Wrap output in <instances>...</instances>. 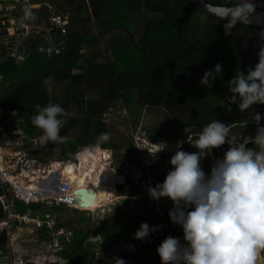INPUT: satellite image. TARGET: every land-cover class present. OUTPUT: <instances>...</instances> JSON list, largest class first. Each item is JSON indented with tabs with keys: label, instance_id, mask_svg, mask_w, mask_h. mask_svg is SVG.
<instances>
[{
	"label": "trees",
	"instance_id": "1",
	"mask_svg": "<svg viewBox=\"0 0 264 264\" xmlns=\"http://www.w3.org/2000/svg\"><path fill=\"white\" fill-rule=\"evenodd\" d=\"M72 1L76 6L84 5L87 1H100L104 5L107 11L105 25L98 36L109 39L111 43L106 58L95 57L88 65L78 59L61 67L49 66L41 74L19 82L12 91L0 95V116L15 112L28 134H42L32 122V118L39 111L37 106L44 107L49 103H55L66 110L71 102L85 104L89 116L84 119H71L70 123L61 129L60 135L63 139L54 142L44 152L46 157L54 155V159L63 165L74 160L76 154L88 144L96 143L100 146L105 144L104 134L108 133L107 126L101 117L94 114L102 105L103 93L98 99L90 100L81 89L75 87L64 88L58 95H52L46 86V80L50 77L58 80L69 79L73 85H81L98 71L104 72L105 82L112 96L164 110L159 130L168 142L166 150L161 154V162L164 158H171L174 155L178 141H185L182 150H192L193 147L188 142L195 140L203 127L213 119L227 124L230 139L240 141L244 136L255 135L256 125L252 116L254 112L264 113V104L254 105L245 112H240L235 104L231 105L229 112L224 105L231 95L228 91L229 80L240 71L246 73L258 62V59H254L253 55L239 43L236 32L241 29L249 30L251 33L264 32L263 27L236 23L231 28V35H225L223 25L227 21L204 14L188 0ZM208 1L221 6L243 4L237 0ZM251 3L255 8L264 10V0H251ZM142 8L152 13H161L162 16L146 18L138 36L136 16ZM202 15L209 20L202 19ZM47 16L48 12L38 24L43 23ZM11 19L16 23L21 20L17 13H14ZM9 20L6 19V26H9ZM22 21L32 23L25 19ZM6 33L7 30L0 31V34ZM80 37L86 44H92L97 40L96 35ZM35 41L32 39L26 41L29 51L35 49ZM72 41L73 39L68 38V43ZM245 46L248 44L245 43ZM257 47L262 49L259 52L264 51L262 45ZM0 57L3 58L0 59V78H11L24 67V64L17 62L14 57L4 53ZM217 63L223 67L221 76L212 82L211 88L201 85L199 80L204 72L214 69ZM130 86L137 89L136 94L133 89H126ZM70 124L80 125L81 130L66 138ZM261 124L264 125V120ZM248 147L256 146L249 144ZM227 148L228 145L225 144L214 149L204 158V162L212 167L215 160L223 157ZM69 166L73 174L77 173L73 165L69 163ZM206 169L203 166V171ZM127 183L131 184V181L127 179ZM41 207L39 203L26 205L15 200V210L21 214ZM60 208L67 214V218L55 225L54 229L71 227L76 235L70 243L56 254L51 252L47 255L48 249L53 250L52 234L47 228L38 229L37 239L29 241L9 239L5 229H2L0 252L10 257V264H82L88 251L86 247L89 244L86 241L89 237H111L119 244L124 238L134 239V233L141 223H147L150 227H161L158 231L150 233L145 240L134 239L142 243L135 250L129 264H160L156 249L167 236L180 238L183 243L182 229L169 219L168 213L171 209H165L162 215H126L113 210L103 220L102 223L105 225L97 231L85 220L80 210ZM3 217L4 211L0 204V219ZM260 256L264 260V251Z\"/></svg>",
	"mask_w": 264,
	"mask_h": 264
},
{
	"label": "rangeland",
	"instance_id": "2",
	"mask_svg": "<svg viewBox=\"0 0 264 264\" xmlns=\"http://www.w3.org/2000/svg\"><path fill=\"white\" fill-rule=\"evenodd\" d=\"M237 1L245 2V0ZM29 3L31 5L35 3V5L29 7L21 0H0V31L9 29V26L5 24L7 22L6 19H11L14 13L18 14L21 18L20 21L25 19L26 21L32 22V24H38L48 12V5H50L68 8L72 13L68 28V38L73 39V41L67 44L66 50L61 55L56 56L57 58L52 56L45 63L39 62L40 60L37 59H31L28 62L20 61L24 64V67L18 74L11 78H0V94L12 91V88L19 82L41 74L49 66L65 65L78 59L82 60L85 65H88L94 61L95 57L105 59L107 51L110 48L111 43L109 39L98 36L99 32L103 29V25H105L107 13L104 5L100 1H94L90 5L82 4L75 7H73L72 0H29ZM27 10L36 11L32 12L34 18H26ZM160 16H162L161 13H152L150 10L142 8L136 16L137 35H140L146 18L152 19ZM201 17L204 20H209L205 15ZM211 22L214 21L211 20ZM20 29L22 28L18 26V29L15 28V32L20 33ZM3 35L0 34V55L3 53L8 55L13 48L22 50L23 47H26V39L18 40L17 37H13L7 40L8 36ZM81 35L83 37L96 35L97 40L92 44H86L80 37ZM236 35L239 43L250 55H253L254 59H258L259 54L264 53V51L259 52L262 49L257 47V45L264 47V32L257 31L251 33L249 30L241 29L236 32ZM245 43L248 46H245ZM32 51L36 55L43 54L41 48L37 45H35V49ZM0 59L3 58L0 57ZM103 73L98 71L81 85L77 86L73 85L69 79L58 80L50 77L46 80V86L52 95H58L61 90L68 87L81 89L87 99L90 100L98 99L103 93L102 105L94 114L101 117L107 126L108 133L105 144L103 146L96 143L88 144L77 154L83 157L84 164L82 167L84 168H86L85 162L87 159L93 161L91 168L87 167V170L81 169L79 173L73 174L69 169V163L62 167L63 173L74 185L76 206L81 209L79 210L85 220L90 222L92 227L97 231L105 225V223H102L104 222L103 220L113 210L125 209V211H128L127 209H130L132 211L136 207L139 211L147 215L160 214V212L163 214L165 207L150 201L143 186L139 184L140 180H142L140 179V174L144 172L147 174L148 172L151 178L150 182L159 184L164 181L165 176L172 168L169 164L170 158H164L163 162H161V154L163 151L153 155L160 147L157 144L161 142L167 144L168 142L165 135L159 130L163 122L164 110L160 107L128 102L119 97L112 96V92L106 85ZM126 89H133L135 94L137 92L135 87L130 86ZM65 111L67 113L64 117L66 122L62 129L70 123L71 119H84L89 116L83 103L76 104L71 102ZM79 130H81L80 125L74 126L70 124L66 138H69L72 133L79 132ZM138 138H141V141ZM138 144H141L140 146L143 145L140 153H138L136 148ZM148 149H151L153 153L149 154ZM43 151L44 149H40L36 153L37 157L38 155H43ZM195 151L197 149L193 148L186 152L192 153ZM46 159L47 165L50 168H58L59 163L54 159V155L52 157H46ZM140 159H143V161L141 162ZM102 162H107L108 166H105L99 173L93 172V168L98 167ZM203 166L207 168V172H204L209 174L208 171L211 169L209 167L210 165L206 164L203 160L201 162L202 170ZM146 174L145 176L147 177ZM125 175L130 180L134 179V181H137V184L133 182L131 184L127 183L126 186L118 189L119 197L115 196L112 189L108 188V186L111 187L113 184L117 185L116 181L122 180V176L125 177ZM170 207L172 209V202L167 204V208ZM47 210L51 212L55 225L67 218V214L61 210L60 206H53L52 209ZM12 231L15 240L29 241L35 240L38 237L37 230L33 229L31 225H23L20 228H16L15 226ZM75 235L76 232L71 227L54 229V233L52 234L53 250L50 251L48 249L47 255L51 252L56 254L58 251L56 249L67 246ZM86 242L89 244L86 247L88 251L84 255L82 264H118V259H123L125 264H129L135 250L142 243L131 238H124L119 241V244H116L111 237L104 238L102 236L95 238L89 237ZM10 263V257L4 252H0V264ZM256 264H264V260L260 255L257 258Z\"/></svg>",
	"mask_w": 264,
	"mask_h": 264
},
{
	"label": "clouds",
	"instance_id": "3",
	"mask_svg": "<svg viewBox=\"0 0 264 264\" xmlns=\"http://www.w3.org/2000/svg\"><path fill=\"white\" fill-rule=\"evenodd\" d=\"M254 11L251 0L236 7L223 25L225 35H231L240 18ZM26 18H34L31 10L26 11ZM222 71L217 63L204 72L199 83L211 88ZM229 83L231 95L224 105L227 111L233 104L240 112L264 104V53L259 54L254 67L246 73L240 71ZM37 107L32 122L41 130L43 141L62 140L65 109L55 103ZM252 120L255 135L240 141L229 138L226 123L213 119L188 142L197 151L182 150L185 141L176 143L177 150L169 160L171 170L162 183L148 189L151 199L166 197L172 202L169 219L183 232V243L180 238L167 236L157 247L160 264H256L264 251V113L254 112ZM104 136L107 139V134ZM225 144L228 148L223 157L215 160L210 173L205 174L201 162ZM157 145L160 147L153 155L166 150L165 142ZM160 227L141 223L134 239L145 240ZM118 264L125 261L118 259Z\"/></svg>",
	"mask_w": 264,
	"mask_h": 264
},
{
	"label": "built area",
	"instance_id": "4",
	"mask_svg": "<svg viewBox=\"0 0 264 264\" xmlns=\"http://www.w3.org/2000/svg\"><path fill=\"white\" fill-rule=\"evenodd\" d=\"M25 5L34 6L35 3H29V0H21ZM48 5V4H47ZM47 19L41 24H32L24 21L15 22L10 19L9 29L3 36H8L7 40L17 37L18 40H36V45L41 48V52L48 55H61L68 44V28L71 22L72 13L68 8L48 5ZM20 26L23 31L15 32V28ZM1 37V36H0ZM29 53V48L23 47L22 50L13 48L8 56L14 57L17 62L24 61ZM85 106V104H84ZM85 110L86 106H85ZM88 112V111H87ZM141 141V138H138ZM54 142H44L42 134H28L15 112L7 116H1L0 119V204L4 211V217L0 219V230L5 229L9 239H14L13 229L20 228L23 225H31L33 229L47 228L54 233V219L51 212L53 206L68 207L80 209L76 206L74 196V185L63 173L62 167L67 163L74 166L77 173L81 169L91 168L93 161L86 160L85 167H82L83 157L76 154L74 160L67 161L59 165L57 169H52L47 165V159L44 152ZM141 143V142H140ZM137 145V151L143 149V145ZM40 149H44L43 155L37 154ZM149 154L153 153L148 149ZM147 158V157H146ZM147 160H149L147 158ZM142 162L143 159H140ZM147 162V161H146ZM107 162H102L98 167L93 168V172H100ZM140 174L139 184L143 186L149 200L157 205L167 208L171 202L168 198H161L158 201L150 198L148 189L154 187L155 183L150 182L151 178L147 172ZM133 183L137 181L131 179ZM145 181V183H144ZM118 184L124 182V178L116 181ZM26 205L39 203L41 209L28 210L26 213H18L15 210V200ZM164 209V210H165ZM81 210V209H80ZM2 226V227H1ZM62 248L56 249L61 250Z\"/></svg>",
	"mask_w": 264,
	"mask_h": 264
},
{
	"label": "water",
	"instance_id": "5",
	"mask_svg": "<svg viewBox=\"0 0 264 264\" xmlns=\"http://www.w3.org/2000/svg\"><path fill=\"white\" fill-rule=\"evenodd\" d=\"M194 7L204 14L226 21L230 19L231 12L238 6H221L210 3L208 0H188ZM237 24L257 26L264 28V10L255 8L252 13L245 14Z\"/></svg>",
	"mask_w": 264,
	"mask_h": 264
},
{
	"label": "crops",
	"instance_id": "6",
	"mask_svg": "<svg viewBox=\"0 0 264 264\" xmlns=\"http://www.w3.org/2000/svg\"><path fill=\"white\" fill-rule=\"evenodd\" d=\"M94 2V1H93ZM93 2H90V1H87L85 4L86 5H90V3L92 4ZM76 5H74V3H73V7H75ZM53 55H48V54H45V53H43V54H40V55H36L35 53H33V51H29V53L26 55V58H25V60L24 61H30L31 59H33V60H40L39 62H43V63H45L46 61H49L50 60V58L52 57ZM55 58H57L56 56H55ZM27 59V60H26ZM23 61V62H24ZM32 62V61H31ZM61 66H63V65H59V67H61ZM15 88V87H14ZM14 88H12V89H14ZM11 89V90H12ZM3 93H5V92H3ZM2 93V94H3ZM1 95V94H0ZM59 165H62V164H59ZM124 178V182H121V184H118L117 182V185H115V184H113V186H108V188H111L112 189V191L114 192V194H115V196H118L119 194H118V189L120 188V187H124V186H126L127 184H126V181H127V179L129 178V177H126V175H125V177H123L122 176V179ZM129 180H130V178H129ZM131 181V180H130ZM132 182V181H131ZM119 197V196H118ZM120 197H122V196H120ZM130 198H132L131 196H130ZM109 201H112V200H109ZM117 210H119V209H117ZM128 211H125V209H120L119 211H121L123 214H126V215H135V214H139V215H147V214H145V213H143V212H141V211H139L136 207H135V209H132V211H130V209H127ZM160 215H162V212H160Z\"/></svg>",
	"mask_w": 264,
	"mask_h": 264
}]
</instances>
